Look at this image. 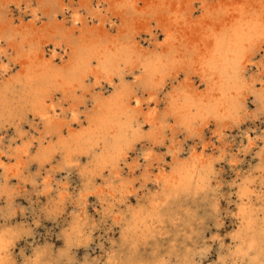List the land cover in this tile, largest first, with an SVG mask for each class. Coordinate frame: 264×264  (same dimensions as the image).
I'll use <instances>...</instances> for the list:
<instances>
[{
  "label": "bare ground",
  "instance_id": "1",
  "mask_svg": "<svg viewBox=\"0 0 264 264\" xmlns=\"http://www.w3.org/2000/svg\"><path fill=\"white\" fill-rule=\"evenodd\" d=\"M262 40L264 0H0V132L14 133L6 145L0 138V216L34 235L39 214L22 211L18 222L12 205L29 193L57 223L70 212L68 229L58 235L60 257L81 239L94 242L95 229L103 250L108 225L120 228L119 248L103 264H157L203 262L208 255L195 253L203 222L192 225L199 213H216L214 234L242 251L252 246L249 257L225 249L228 258L258 262L264 255ZM137 77L141 108L134 116L123 97ZM254 147L258 163L245 175L242 164ZM170 152L178 164L191 158L202 175L199 188L179 183L183 165L170 179ZM73 172L78 190L69 187ZM96 214L103 230L94 225ZM165 237L172 239L166 257L159 250ZM0 240L4 248L13 241L0 258L16 260L13 234L3 230ZM23 258L53 264L56 256L37 248Z\"/></svg>",
  "mask_w": 264,
  "mask_h": 264
},
{
  "label": "rangeland",
  "instance_id": "2",
  "mask_svg": "<svg viewBox=\"0 0 264 264\" xmlns=\"http://www.w3.org/2000/svg\"><path fill=\"white\" fill-rule=\"evenodd\" d=\"M261 118L264 120V115L261 116ZM235 132L236 131L234 128L232 134L233 135L236 134ZM13 136H14V133L12 132V130L7 131V132L2 130L0 132V138L4 140V145H6ZM259 150H260L259 147H254V149L250 152V154H248L245 157L244 163L242 164V168H241V172L243 174L247 175L250 169L255 167V165L258 163L255 155L256 153L259 152ZM162 152L164 153L165 149ZM222 165H224V169H225V163ZM70 177H71L69 180L70 190H72L73 188L75 190H78L80 187V181H79V178L76 172H73L70 175ZM254 179L256 183L259 182V174L256 173V171H255ZM230 181H232V177L227 176V182H230ZM136 188L139 189V185H137ZM137 191L139 192L138 193L139 198H143V196H147L146 191L145 192L140 191V190H137ZM222 193L225 194L226 192L224 191ZM29 195H30L29 193H26V197L25 196L15 197L12 205H13V211L15 212V215H16V220L18 222H20L21 220L20 213L22 211H25L28 215H30L31 213L30 210H32L33 213L39 214L40 220L38 218L37 220H39L40 225L34 229L35 231L34 235L27 234L25 230L19 229L17 225L13 223L14 219H12V217L11 219L10 218L8 219L7 215L5 218L0 216V221H1L0 222V233L3 232V230L11 232L13 234L14 239H16V241L18 242V246L16 248V255L20 253H25L29 255L30 252L37 250V248H41V249L44 248L46 250L50 249L51 253L54 256H56L55 261L53 259V264H60L61 261L67 264V259H72L73 260L72 264H78V262L79 264H86L85 263L86 259H89L90 263H92L95 259H98L97 260L98 263H101V262L104 263L106 261V258L111 254V252L115 250L117 251V249L119 248L120 228L116 226H112V228L114 229L112 230L107 225L106 228L109 229V230L107 229V232H106L107 235H104L102 233L105 237L104 239L101 240V242H103V246H102L104 248L103 250L99 248V245L97 246L95 244L98 242V239L96 237L98 234L97 231L99 230V229L98 230L95 229L93 232L94 242L93 241L85 242L83 239H81L80 241L74 243L72 246L68 247L67 254L64 257H60L58 252L61 251V249L64 247V243L58 235L63 229H68L66 227L64 228L63 224L67 225L69 223L68 220L71 219L70 212L64 216L66 218L64 222H62V219H59V222L57 223L54 219L45 215L44 213L45 210L43 206L45 202H43V200L36 201L33 195L32 196H29ZM132 200L134 202L133 198ZM3 210H5V204H2L0 202V213L4 212ZM7 214L9 215L10 213H7ZM217 216L218 215L216 213H213L211 216H204L199 213L198 217L194 220L192 226L194 229H196L198 228L197 227L198 224L201 222H203V225H200V227L208 226V221L211 220L212 224L208 227H209V230H212L217 225V222H219V218ZM94 217H95L94 225H96L98 224L97 222L98 215L96 214L94 215ZM3 225H8V227L7 226L3 227ZM180 238H183V236L179 237V240H182ZM171 240L172 239H168L167 237H165L163 241L161 242L162 246L159 247V250L164 254L165 257H166V251L169 247V243ZM87 245H90V247ZM144 246H141V249ZM147 248H149V246H147ZM202 248H203V244H199L196 246V249H195V253H197L196 255H201ZM215 249H216L217 255L213 259H219V249L217 245H215ZM225 253L227 254L226 250H225ZM204 255H201V256L205 257ZM207 255L208 256H206V258H204L203 261L208 260L209 257L211 256V253H207Z\"/></svg>",
  "mask_w": 264,
  "mask_h": 264
},
{
  "label": "snow or ice",
  "instance_id": "3",
  "mask_svg": "<svg viewBox=\"0 0 264 264\" xmlns=\"http://www.w3.org/2000/svg\"><path fill=\"white\" fill-rule=\"evenodd\" d=\"M262 44H264V40L261 41ZM114 75V74H113ZM121 80H123V77L121 76ZM139 82V77H137L136 82H133L131 85V90L128 91L124 97V103L126 105L129 106L130 109H132L133 111L130 112L131 115L134 116H139L140 114V108H141V99L139 98V96L137 95V93L139 92V87L137 86ZM262 83H264V81H262ZM155 97L152 95H148V100L151 101L153 100ZM52 110L55 111V105L52 106ZM148 116H151V110L148 111L147 113ZM166 115H168L166 113ZM72 118L75 119L76 118V113L73 111L72 112ZM145 124H149L150 121L149 120H144ZM71 124L67 125V133L69 136L72 135L71 132ZM156 143H160V140H156ZM97 151H99V147H97ZM169 155L173 156L174 159L172 161L171 167H172V176L170 177V179H172L173 177H175L176 175V170L178 167H180L181 165L184 166V171L183 173L180 175V180L179 183L181 185H184L185 187L191 189V187L195 186L197 188H199L200 186V181L202 179V175H198L197 174V170L194 167H191V158H186L184 160H182L180 162V164L177 163V157H175V153H169ZM151 156V153L149 152L148 154L145 155L144 159L145 161L149 160ZM261 157L262 159H264V151L261 152ZM243 192V189H242ZM260 197H261V203H262V207H264V185L261 186L260 189ZM80 199L83 201L84 199V194H81ZM99 206V205H97ZM241 212H243V208L241 209ZM232 215H240V213L237 212H232ZM100 225H101V230H103V227L106 226L104 224V221L102 220H98L97 221ZM212 224V221L209 220L208 221V226H210ZM208 226H204L201 228V231L203 233H205V236L203 237V248L201 250V255L207 254V253H211V256L209 257L208 260L206 261H159L157 262V264H240V261L238 260H231L228 258V256L225 253V249H227L228 251H231L233 249V247H236L235 245H228L224 243L223 240V234H214L215 233V228L212 229V231H209V227ZM216 227H220L219 222H217ZM226 230V229H225ZM231 237L234 241H237L239 239V234L238 232L234 231L231 233ZM191 240H186V244L191 243ZM0 244H3V241L0 240ZM219 245L220 248V253H219V259H213L214 257H216L217 252L215 249V245ZM13 245V241H8L7 247H0V251H4L5 253L8 252V249H10ZM242 247H236V255H243L245 257H249L250 253L252 252V246L248 245L247 248L245 250L242 251ZM0 264H33L32 261H30L27 258H23V253H20L17 255L16 260H11L9 259L7 262H5L2 258H0ZM60 264H65V262L61 261ZM79 264V262H78ZM101 264H103V262H101ZM243 264H264V255L261 256V258L259 259V261H255L254 259H245L243 261Z\"/></svg>",
  "mask_w": 264,
  "mask_h": 264
}]
</instances>
